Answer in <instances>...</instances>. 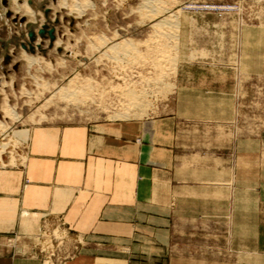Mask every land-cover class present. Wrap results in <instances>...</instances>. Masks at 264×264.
<instances>
[{
	"label": "rangeland",
	"instance_id": "374dc122",
	"mask_svg": "<svg viewBox=\"0 0 264 264\" xmlns=\"http://www.w3.org/2000/svg\"><path fill=\"white\" fill-rule=\"evenodd\" d=\"M146 1L0 0V165L10 157L15 163L36 126L194 114L196 101L182 94L186 84L229 91L231 137L251 140L252 191H199L219 203L214 227L192 217L173 228L171 250L143 242L150 259L87 264H264V191H257L264 183V0ZM165 20L173 25L159 27ZM133 95L143 96V108ZM218 135L224 145L223 125ZM205 138L211 132L188 135L190 142ZM188 194L195 205L197 191ZM245 221L250 245L238 229ZM37 241L42 264H70L84 245L61 227ZM98 247L87 243V255Z\"/></svg>",
	"mask_w": 264,
	"mask_h": 264
},
{
	"label": "crops",
	"instance_id": "0c3cea01",
	"mask_svg": "<svg viewBox=\"0 0 264 264\" xmlns=\"http://www.w3.org/2000/svg\"><path fill=\"white\" fill-rule=\"evenodd\" d=\"M185 92L196 101L194 114L176 109L147 119L29 128L15 163L10 157L0 165V264H42L37 239L49 227L66 229L73 243L84 244L70 264L150 259L140 244L158 242L171 250L173 228L192 217L214 227L219 203L198 193L252 191L251 140L231 137L235 105L229 91L186 84ZM194 132H211V139L188 141ZM190 191H197L192 206ZM243 225L239 232L250 245V222ZM159 233L162 241H156ZM87 243L98 251L87 255Z\"/></svg>",
	"mask_w": 264,
	"mask_h": 264
},
{
	"label": "bare ground",
	"instance_id": "6f19581e",
	"mask_svg": "<svg viewBox=\"0 0 264 264\" xmlns=\"http://www.w3.org/2000/svg\"><path fill=\"white\" fill-rule=\"evenodd\" d=\"M152 1H153V0H152ZM152 1H151V0L146 1V6H147V3H150V2H152ZM148 6H150V5H148ZM153 10H154V9H153ZM167 24L171 25V23H167L166 20H165V21L159 22L158 26L160 27V26L167 25ZM174 24H176V23H174ZM172 25H173V23H172ZM172 25H171V26H172ZM176 26H177V25H176ZM163 28H164V26H163ZM167 39H168V38H167ZM129 44L132 45L130 42H129ZM129 44H127V43H126V44H121V47H120L121 50H122V49L127 50V48L130 46ZM118 45H119V44H118ZM118 45H114V46H112V47H113V48H114V47H115V48H117V47L119 48ZM116 46H117V47H116ZM132 46H133V45H132ZM113 48H112V49H113ZM117 51H118V50H117ZM122 52H123V51H122ZM133 91H134V90H133ZM141 96H142V95H141ZM141 96H140V95H135V96L133 95V97H134L133 99L137 101V102H136V101L134 102V105H135V103H137V104H139V105L142 107L143 105H141V104H143V103L146 104V102H144L145 100L143 101V99H142L143 96H142V97H141ZM133 99H131V100L133 101ZM144 106H145V105H144ZM141 107H140V108H141ZM137 108L139 109V107H137ZM142 108H143V107H142ZM139 110H140V109H139ZM140 111H141V110H140ZM126 114L129 115L130 113H126Z\"/></svg>",
	"mask_w": 264,
	"mask_h": 264
}]
</instances>
